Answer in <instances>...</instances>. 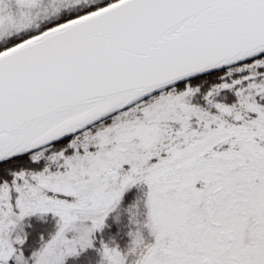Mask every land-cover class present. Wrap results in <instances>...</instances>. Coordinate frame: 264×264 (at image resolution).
Listing matches in <instances>:
<instances>
[{"label":"snow or ice","instance_id":"1","mask_svg":"<svg viewBox=\"0 0 264 264\" xmlns=\"http://www.w3.org/2000/svg\"><path fill=\"white\" fill-rule=\"evenodd\" d=\"M0 264H264V0H0Z\"/></svg>","mask_w":264,"mask_h":264},{"label":"trees","instance_id":"2","mask_svg":"<svg viewBox=\"0 0 264 264\" xmlns=\"http://www.w3.org/2000/svg\"><path fill=\"white\" fill-rule=\"evenodd\" d=\"M93 255H95V254H93ZM98 258V257H97Z\"/></svg>","mask_w":264,"mask_h":264}]
</instances>
